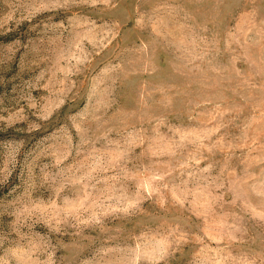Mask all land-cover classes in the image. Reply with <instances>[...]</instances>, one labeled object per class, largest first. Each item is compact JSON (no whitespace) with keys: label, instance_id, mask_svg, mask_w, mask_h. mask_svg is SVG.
Returning <instances> with one entry per match:
<instances>
[{"label":"rangeland","instance_id":"rangeland-1","mask_svg":"<svg viewBox=\"0 0 264 264\" xmlns=\"http://www.w3.org/2000/svg\"><path fill=\"white\" fill-rule=\"evenodd\" d=\"M0 264H264V0H0Z\"/></svg>","mask_w":264,"mask_h":264}]
</instances>
